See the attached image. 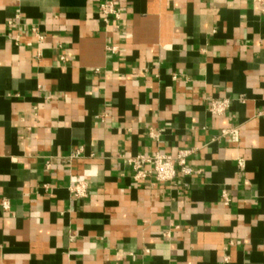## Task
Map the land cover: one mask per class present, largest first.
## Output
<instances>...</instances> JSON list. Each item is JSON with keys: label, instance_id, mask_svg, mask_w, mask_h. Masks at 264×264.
I'll return each mask as SVG.
<instances>
[{"label": "crops", "instance_id": "1", "mask_svg": "<svg viewBox=\"0 0 264 264\" xmlns=\"http://www.w3.org/2000/svg\"><path fill=\"white\" fill-rule=\"evenodd\" d=\"M262 7L0 0V264H264ZM183 149L197 174L132 179Z\"/></svg>", "mask_w": 264, "mask_h": 264}, {"label": "built area", "instance_id": "2", "mask_svg": "<svg viewBox=\"0 0 264 264\" xmlns=\"http://www.w3.org/2000/svg\"><path fill=\"white\" fill-rule=\"evenodd\" d=\"M260 2L262 7V13H264V1L256 0ZM101 14L104 16L106 22L109 18H118V12L114 8L113 4L109 1H105L99 8ZM35 37L39 42L43 41V36L39 34L37 29H32ZM174 79V76H173ZM230 105L228 99H214L211 101L208 107V113L212 117H219L224 115ZM228 136L232 142H237L238 134L236 129L229 131H221L219 138ZM152 138L157 136L152 135ZM195 150L183 149L180 150L175 156H168L160 153H155L152 156H136L134 158L127 159L126 162L131 166L132 179L135 182H144L147 179L153 178L157 183H172L177 180L179 176L190 177L198 172L188 165V159L194 153ZM242 167V163H239ZM87 184L79 182L71 188V194L75 199H82L87 194ZM225 202H227L225 200ZM0 206L3 211H9V204L7 201L2 200Z\"/></svg>", "mask_w": 264, "mask_h": 264}]
</instances>
